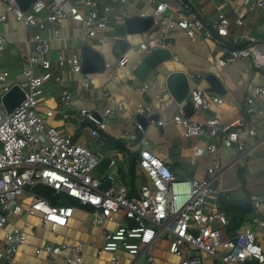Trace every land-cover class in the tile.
<instances>
[{
  "label": "crops",
  "instance_id": "crops-1",
  "mask_svg": "<svg viewBox=\"0 0 264 264\" xmlns=\"http://www.w3.org/2000/svg\"><path fill=\"white\" fill-rule=\"evenodd\" d=\"M95 1L109 6L114 18L103 31H97L94 39H89L82 26L71 20L61 23L57 38L53 37L50 25L39 31L35 27H25L10 16L0 22V34L3 38L0 70L9 73L7 82L21 79L27 56L31 52L27 41L33 34L38 33L49 41V57L52 59L58 53L63 56L74 53L81 55L82 46L91 47L103 58L104 70L101 73H90L95 81L88 89H82L78 85L77 76L72 75L67 67L55 71L59 82L53 79L46 82L39 99V111L42 114L47 110L52 111L47 124L60 133L71 136L77 145L105 156H114L115 165L109 171L114 170V181L121 183L117 165L125 169L127 155L105 150L104 139L121 140L130 154H137L135 149L128 147L125 135L136 132V116L140 115L136 110L138 106H142V116L147 120L143 130L148 140V149L164 162L175 178L210 180L215 195L208 202L223 210L227 216L226 226L219 228L221 238H231L245 229L256 230L258 226L252 219L256 217L264 220V98L255 99L256 134L243 138L242 151L222 146V132L217 136L187 137L183 127L172 122L158 126L157 121H169L178 108L182 107L187 117L195 122L215 117L222 127L238 120H243L246 128L250 127L244 112L245 97L253 87L264 84V66L255 67L250 58L227 63L225 66H220L218 60L225 58L228 51L249 44L264 52V8L245 4L244 0H184L189 6L180 9L181 0H157L167 4L165 15L173 24L190 13L198 16L210 28L219 14L228 19L227 34L224 37L191 40L177 26L169 28V22L153 17L155 6L145 4L143 0ZM2 8L3 2L0 0V10ZM145 18H152L153 23L144 32L129 31L127 22ZM236 20H241L242 24H236ZM149 41H162L164 48L157 50H163L168 56L158 59L160 61L152 69L143 65V60L154 51L139 48V44ZM122 57L126 59V63L118 66ZM171 72L186 74L190 89L203 90L208 101L211 98H221V105L216 107L211 104L207 109L195 110L190 104L189 96L180 104L176 103L165 86V78ZM210 74L222 84L223 94L206 91L208 86L204 78ZM143 85L147 86V90L139 94L136 89ZM1 87L2 84L0 90ZM62 91L69 95L65 101L61 99ZM104 93L116 102H122L123 111L114 119L102 118L105 130L99 133V137H92L90 132L93 123L81 118L79 111L115 109L116 104L104 96ZM208 144L216 146L220 164L212 175L207 174L210 163V155L206 151ZM198 148L202 149L201 154H197ZM135 174L134 185L138 194L140 185L149 184V179L143 173L138 174L137 166ZM29 196V191H25L22 212L18 215L7 214L5 227L0 230L2 248L5 245L4 232L22 229L27 225L29 229L24 230L26 243L15 253L14 262L0 260V264H65L64 253L52 255L41 251L37 254L36 250L45 245L76 243L82 245L83 264H108L110 254L101 249L104 233L113 232L121 226L127 227L131 222L119 215L112 221L96 226L91 222L88 212L90 207L76 205L72 206L73 214L67 225L51 230L42 223L38 214L30 216L25 213ZM242 202L247 203L246 210ZM260 244L264 249V242L260 241ZM168 248L169 240L160 234L150 245L141 247L136 255L118 250V264H176L188 254L199 258L200 264H218L217 259L196 250L191 251L186 246L179 255L171 254ZM149 257L152 262H148Z\"/></svg>",
  "mask_w": 264,
  "mask_h": 264
},
{
  "label": "built area",
  "instance_id": "built-area-1",
  "mask_svg": "<svg viewBox=\"0 0 264 264\" xmlns=\"http://www.w3.org/2000/svg\"><path fill=\"white\" fill-rule=\"evenodd\" d=\"M2 2L0 22L10 16L25 27H35L39 31L50 25L54 38L58 37L61 23L71 20L82 26L89 39H94L97 31H103L114 18L109 6L100 5L95 0H36L25 11L19 8L16 0ZM143 2L155 6L153 17L170 21L165 15L166 3L157 0ZM244 3L264 8V0H244ZM188 6L187 1L179 2L180 9ZM235 23L242 24L241 20H236ZM228 24V19L219 14L210 28L198 16L190 13L175 24L169 22L168 27L177 26L191 40L218 39L227 34ZM27 44L31 47V52L19 81L8 83L9 73L0 70V98L13 86H17L24 94L22 101L10 113L5 111L0 102V230L5 227L7 214L18 215L22 212L26 188L43 184L57 193L65 194L81 206H89L91 222L96 226L112 221L119 215L134 223L133 227L121 226L113 232L104 233L101 249L110 254L108 264H118V250L136 255L141 247L150 245L160 234L169 240L168 250L174 255H179L186 246L191 251L196 250L217 259L218 264H264V249L260 244V241L264 242V220L255 217L252 222L257 224L256 230L245 229L231 238H221L219 228L226 226L227 216L223 210L208 202L215 195L210 180L175 178L164 162L148 149V140L138 122H135L136 132L125 137L128 147L137 152L138 174H145L149 184H141L137 196H129L127 188L114 181L115 171H109L114 167L115 160L110 161L109 168L101 179L95 178L92 175L95 166L105 155L75 144L71 136L62 134L47 124L52 111L47 110L43 114L39 111L42 88L50 79L59 82V77L55 75L58 69L67 67L72 75L77 76L78 85L82 89L91 87L94 77L82 72L80 53L70 56L58 53L52 59L49 57V41L38 33L31 35ZM139 48L155 51L164 48V44L162 41H149L139 44ZM2 50L3 38L0 34V53ZM246 58H250L255 67L264 66V52L250 44L228 51L225 58L218 60V64L225 66ZM125 63L126 59L122 57L117 64L122 66ZM105 67L108 65L105 64ZM136 90L142 94L147 86L143 85ZM104 96L116 104L115 109L79 111L81 118L93 123L90 132L92 137H99V133L105 130L102 118L114 119L123 111L122 102H116L107 93ZM188 96L195 110L207 109L211 104L219 107L222 103L221 98L206 100L201 89H190ZM257 97L264 98V84L253 87L245 97L244 112L249 128L245 127L243 120L223 127L215 117L195 122L187 117L182 107L178 108L169 121L158 120L157 125L172 122L183 127L187 137L217 136L222 132V146L242 151L243 138L256 134L254 124ZM68 98L69 95L62 91L61 99L65 101ZM136 112L142 115L143 107L138 106ZM206 151L210 155L207 174L212 175L220 165L216 146L208 144ZM201 153L202 149L198 148L197 154ZM105 177L111 179V184L105 191H100L98 186ZM29 194L30 200L25 210L27 215L38 214L42 223L51 230L67 225L73 214L72 206H52L47 200ZM255 206L258 204L255 203ZM27 229L29 227L24 225L22 229L15 228L3 233L5 245L0 248V260L14 262L15 253L26 243L24 230ZM41 251L52 255L64 253L65 264H83L80 243L45 245L42 249H37L36 253ZM151 260L149 257L148 262H152ZM176 264H200V260L188 254Z\"/></svg>",
  "mask_w": 264,
  "mask_h": 264
},
{
  "label": "water",
  "instance_id": "water-1",
  "mask_svg": "<svg viewBox=\"0 0 264 264\" xmlns=\"http://www.w3.org/2000/svg\"><path fill=\"white\" fill-rule=\"evenodd\" d=\"M36 0H16L19 8L22 11L27 10L30 5ZM153 23L152 18L140 19L138 21H129L126 23L127 28L131 32H144L147 27ZM166 53L163 50H156L152 52L143 60V65L148 69H152L160 61L158 59L163 58ZM81 70L83 73H101L104 70L103 58L91 47L85 45L81 48ZM205 81L208 88L207 92H213L215 94H223L224 88L219 80L212 74L205 76ZM165 86L168 93L176 101L181 103L184 101L189 93V84L187 81L186 74L182 72H171L165 78ZM23 92L17 86H13L5 95L0 98L5 111L10 113L23 99ZM136 121L144 127L147 123L146 118L142 115L136 116ZM111 160H115L114 156L103 157L95 166V171L104 174L108 168ZM111 184V179L105 177L99 184L98 190L105 191ZM244 210H246L247 203L242 202Z\"/></svg>",
  "mask_w": 264,
  "mask_h": 264
},
{
  "label": "trees",
  "instance_id": "trees-1",
  "mask_svg": "<svg viewBox=\"0 0 264 264\" xmlns=\"http://www.w3.org/2000/svg\"><path fill=\"white\" fill-rule=\"evenodd\" d=\"M104 149L114 150L127 155V165L124 169L121 165H117V173L121 183L127 188L129 196H137L135 190V180H136V166L138 163V156L136 153L130 154L125 148L124 143L121 140H115L112 138L104 139ZM30 188V189H29ZM26 191L34 194L40 198L48 201L52 206H76L80 205L77 201L71 199L63 193H57L53 189L43 185L36 184L32 187H27ZM134 223L130 222L128 227H133Z\"/></svg>",
  "mask_w": 264,
  "mask_h": 264
},
{
  "label": "rangeland",
  "instance_id": "rangeland-1",
  "mask_svg": "<svg viewBox=\"0 0 264 264\" xmlns=\"http://www.w3.org/2000/svg\"><path fill=\"white\" fill-rule=\"evenodd\" d=\"M92 175H93L95 178H97V179H101V178H102V175H104V174H99V173H97V172H93ZM100 176H101V177H100Z\"/></svg>",
  "mask_w": 264,
  "mask_h": 264
},
{
  "label": "bare ground",
  "instance_id": "bare-ground-1",
  "mask_svg": "<svg viewBox=\"0 0 264 264\" xmlns=\"http://www.w3.org/2000/svg\"><path fill=\"white\" fill-rule=\"evenodd\" d=\"M30 189V188H29Z\"/></svg>",
  "mask_w": 264,
  "mask_h": 264
}]
</instances>
